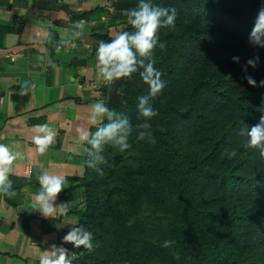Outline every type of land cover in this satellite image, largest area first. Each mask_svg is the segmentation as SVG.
I'll list each match as a JSON object with an SVG mask.
<instances>
[{
    "label": "crops",
    "instance_id": "1",
    "mask_svg": "<svg viewBox=\"0 0 264 264\" xmlns=\"http://www.w3.org/2000/svg\"><path fill=\"white\" fill-rule=\"evenodd\" d=\"M107 3L0 0V145L14 157L10 187L0 185V264H41L45 255L71 264L76 257L79 246L65 238L85 204L89 144L77 129L90 140L105 119L90 120L92 105H105L104 89L113 83L100 73L95 52L107 43L103 36L115 38L127 25ZM37 137L47 139L43 152ZM45 171L64 177L48 216L33 206Z\"/></svg>",
    "mask_w": 264,
    "mask_h": 264
},
{
    "label": "trees",
    "instance_id": "2",
    "mask_svg": "<svg viewBox=\"0 0 264 264\" xmlns=\"http://www.w3.org/2000/svg\"><path fill=\"white\" fill-rule=\"evenodd\" d=\"M175 5L185 12L195 14L199 22L204 20L210 23L212 26L207 29L208 32L221 35L228 40L241 39L229 49L223 50V53L226 51L237 54L254 53L245 61L241 70L223 80L215 79L214 73L207 79H199V84L219 96L225 105L251 114L249 116L252 124L245 128L247 131L258 124L260 117L264 115V109L248 105L264 97V86H260L261 80L247 94L235 95L231 94L228 88L223 89L222 82L245 81V76L252 69L251 66L246 65V62L259 55L264 57V47L249 42V34L262 7V0H179ZM165 27L169 28V25H162L157 30L162 31ZM201 30L202 28L198 26L189 28L183 36L187 39H197ZM136 31L137 29L131 24L125 30L130 35ZM103 38L107 43L114 39L108 35ZM246 66L247 72L244 71ZM120 84L123 85L119 83V86ZM121 89L130 96L131 100L133 99L136 90L130 82L126 81ZM135 98V103L130 106L129 111L123 105L107 107L114 115L110 120L106 113L101 127L120 119H127V143L130 147L121 151L118 145L112 143L102 146L99 154L104 157V162L96 165L103 172L102 176L88 166L89 161L95 162L96 154V150L88 144L84 158L86 174L81 183L85 188L86 200L84 207L77 212L79 215L77 228L82 232L92 233L94 251L89 252L80 245L71 264H141L143 261L156 258L167 259L164 264H186L190 253L196 255V260L203 264H264L247 258L240 259L228 246L208 249L188 242L189 236L185 233L181 237L177 229L174 235L167 233L172 243L169 250L163 254L161 247L156 249L155 245L142 242L143 238L136 235L138 228L120 222L126 216H132L137 201L142 199L159 208L164 203L170 207L168 211L171 210V214L178 213L184 218L185 210L181 211L177 207L178 201L185 192L186 184H193L190 191L196 192L194 185L197 181L190 179L193 175L208 179L209 184L202 183V188L214 184L219 187L221 193H226L230 197H249L255 194L264 201V167L258 166L253 171L247 165V160L252 157L250 152L254 153L259 148L246 146L247 150L242 152L243 156L234 163L220 168L209 167L208 155L195 159L184 154L178 137L164 120L168 110L160 108L159 98H148L146 106L157 113L154 117H147L149 120L147 125L150 127L133 130L131 128L133 122L138 116H143L137 104L139 97ZM198 109L199 107L186 111L175 110L183 117H188L190 114L201 117L203 111ZM242 123L239 118L234 122V126L239 127ZM141 133H144L143 139L139 138ZM230 136L231 131L224 134L225 143ZM90 152L92 155L89 154ZM123 164L129 165L128 169L124 170L121 167ZM187 218L185 217V221ZM104 222L107 223L106 226H102ZM173 236H176V240Z\"/></svg>",
    "mask_w": 264,
    "mask_h": 264
},
{
    "label": "rangeland",
    "instance_id": "3",
    "mask_svg": "<svg viewBox=\"0 0 264 264\" xmlns=\"http://www.w3.org/2000/svg\"><path fill=\"white\" fill-rule=\"evenodd\" d=\"M177 1L179 0H145L153 7L175 8L177 12L175 23L169 25V28H163L162 31L157 30L155 45L149 55L142 57L137 54L135 72L128 77L114 78L111 87L104 89L105 106L112 108L114 105H123L129 111L130 106L135 103V97L159 98L160 108L168 110L164 120L178 137L184 154L195 159L208 155L209 167H224L234 163L243 156L242 152L247 150L248 137L241 132L243 130L246 133L245 128L252 124L249 116L251 114L225 105L219 96L206 86L199 84V79H207L214 73L215 79L223 80L241 70L245 61L254 53L237 54L229 51L223 53V50L229 49L241 39L228 40L221 35L208 32L207 29L212 25L204 20L199 22L195 14L178 8L175 5ZM139 3L140 0H108L107 6L121 14L120 17L127 22V29L130 23L125 13L137 9ZM196 26L202 28L197 39H187L183 36L189 28ZM133 51L135 52V49ZM233 56L240 57L239 63L233 62ZM258 57L260 62L248 72V75L253 74L252 77L257 83L260 80L264 81V57L262 55ZM141 61L143 65L152 63L153 67L161 73L164 87L154 97L149 94V85L141 77L144 71ZM126 81L130 82L136 90L132 100L121 89ZM119 83L123 85L119 86ZM252 87L247 80L241 83L222 82V88H228L234 95L247 94ZM248 105L264 109V97ZM196 107H199L198 111H203L201 117H195L192 114L183 117L175 110L186 111ZM239 118L243 123L235 127L234 122ZM147 120V117L138 116L131 128L139 130L149 122ZM227 131H231V136L225 143L223 136ZM250 156L252 157L247 160V165L253 171L258 166L264 167V158L260 156V149H256L254 153L250 152ZM121 167L126 170L129 165L123 164ZM190 179L197 181L194 185L196 192L190 191L193 184H186L185 192L177 206L181 211L185 210L187 221L178 213L171 214V210L168 211L170 207L164 203L159 208L142 199L137 201L132 216H126L120 222L132 224L138 228L136 235L143 238L142 242L153 244L156 249L161 247L163 254L169 250V247L163 246L164 241L169 240L167 233L174 235L177 229L181 237L186 233L189 236L188 242L193 244L208 249L219 248L222 245L228 246L240 259L247 258L264 263V201L262 198L255 194L249 197H230L226 193H221L219 187L214 184L202 188V183L209 184L208 179L203 176L193 175ZM106 225L105 222L102 224V226ZM100 230L101 226L98 228L99 232ZM173 238L176 240V236ZM187 259L186 264H203L198 262L196 255L192 253L188 254ZM166 262L167 259L156 258L143 261L141 264Z\"/></svg>",
    "mask_w": 264,
    "mask_h": 264
},
{
    "label": "clouds",
    "instance_id": "4",
    "mask_svg": "<svg viewBox=\"0 0 264 264\" xmlns=\"http://www.w3.org/2000/svg\"><path fill=\"white\" fill-rule=\"evenodd\" d=\"M169 12L171 14H169ZM129 19V23L137 29L134 34L127 32L116 36L111 42H101L96 49L95 58L97 67L105 80H113L114 78L128 77L135 72L137 59L136 56H147L151 53L155 45L156 32L162 25H173L176 20V9H162L153 7L145 0H140L137 9L129 10L125 13ZM77 28L83 27V22L76 25ZM249 42L259 47H264V0H262V7L258 11L256 22L252 31L249 34ZM135 49V52L133 51ZM59 51V49H57ZM233 62L239 63L240 57L233 56ZM260 62V58L257 56L251 58L246 62L247 66L255 68ZM144 67V71L141 73L143 81L149 85V94L156 96L164 87V83L161 80V73L157 71L152 63L143 65V61L140 62ZM247 66L244 71L247 72ZM245 79L252 86H256L257 81L251 76L246 75ZM260 86H264V81L260 82ZM148 97H139L138 108L144 117H154L157 113L150 107H147ZM107 113L108 118L111 120L114 113L102 103L97 102L92 105L91 123L96 122V118L101 114ZM143 127H150L145 124ZM36 131H46L44 128H37ZM80 132L79 139L81 141L87 140V142L96 150L94 161H89L88 166L94 168L99 175H103V172L96 167L97 164L104 162V157L99 153L102 151V146L106 143H112L118 145L121 151L128 149L130 145L127 143L128 133V121L127 119H120L116 122L107 124L104 127H100L89 140L87 133L82 129H77ZM241 134H246L247 146L260 149V156L264 158V115L260 117V122L255 126L247 129L246 133L242 130ZM50 136V133H49ZM140 139L144 138V133L140 134ZM36 143L40 145V151L43 152L47 143V139L36 138ZM92 155V153H89ZM234 155V153H233ZM12 157L7 150L6 145H0V185H3V190L7 191L10 184L7 182L6 173L8 172V166L12 163ZM41 192L36 195V203L34 207H38L39 210L45 215H51L55 209L53 207V201L57 194L61 191L64 183V177L55 174H49L45 171L43 174L37 177ZM65 209L61 208L63 212ZM67 241H73L76 246L83 245L89 252L94 251L93 237L91 232L83 231L80 228H76L71 231L65 238ZM172 241H164L163 246L165 248L171 245ZM41 264H65L62 258L55 261L50 260L46 255L41 256Z\"/></svg>",
    "mask_w": 264,
    "mask_h": 264
}]
</instances>
